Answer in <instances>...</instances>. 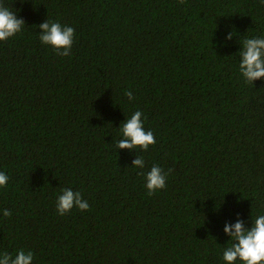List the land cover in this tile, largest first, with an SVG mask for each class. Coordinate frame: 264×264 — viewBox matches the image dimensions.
I'll list each match as a JSON object with an SVG mask.
<instances>
[{
    "label": "trees",
    "instance_id": "1",
    "mask_svg": "<svg viewBox=\"0 0 264 264\" xmlns=\"http://www.w3.org/2000/svg\"><path fill=\"white\" fill-rule=\"evenodd\" d=\"M0 3L26 23L0 41V171L9 177L0 254L32 251V264H226L225 223L239 213L250 227L264 214V80L246 83L239 71L244 39L264 37V3ZM45 20L74 28L69 56L41 43ZM137 110L156 144L118 150ZM136 156L144 169L131 165ZM153 165L166 187L149 196L140 173ZM64 188L89 209L59 215Z\"/></svg>",
    "mask_w": 264,
    "mask_h": 264
},
{
    "label": "clouds",
    "instance_id": "2",
    "mask_svg": "<svg viewBox=\"0 0 264 264\" xmlns=\"http://www.w3.org/2000/svg\"><path fill=\"white\" fill-rule=\"evenodd\" d=\"M184 4L185 0H178ZM264 3V0H261ZM26 25L23 18H17L16 13L0 3V41H7L9 38L20 33ZM39 39L43 45L51 46L57 55L69 56L73 45L75 30L71 26L61 25L59 22L45 20L39 25ZM232 33H228L225 40H231ZM239 71L246 83L253 84L256 80H264V37L245 38L239 51ZM125 95L128 99L134 100L131 91ZM142 111H135L130 118L126 119L121 128L122 138L116 143V148L134 151L139 148L147 151L150 145L156 144L154 133L145 130L142 120ZM134 167L144 169L143 157L136 156L132 160ZM171 171V170H169ZM145 178V187L149 196L166 187L167 173L158 165H153L146 173H140ZM9 177L5 172L0 171V187H5ZM90 205L82 198L80 191H73L71 188L62 189V194L57 197L56 210L61 216L70 213L74 208L81 212L87 211ZM5 217L11 216V211L3 210ZM235 223H225L223 231L230 237L231 244L223 251V260L226 264H264V214L258 215L252 221L250 227H245L242 219L237 214ZM32 251L25 252L18 250L15 256L5 252L0 254V264H32Z\"/></svg>",
    "mask_w": 264,
    "mask_h": 264
}]
</instances>
